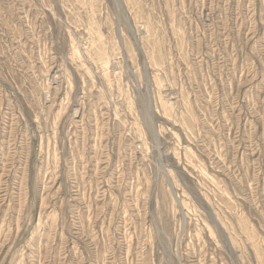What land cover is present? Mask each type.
I'll return each instance as SVG.
<instances>
[{
  "label": "rangeland",
  "instance_id": "obj_1",
  "mask_svg": "<svg viewBox=\"0 0 264 264\" xmlns=\"http://www.w3.org/2000/svg\"><path fill=\"white\" fill-rule=\"evenodd\" d=\"M0 264H264V0H0Z\"/></svg>",
  "mask_w": 264,
  "mask_h": 264
}]
</instances>
